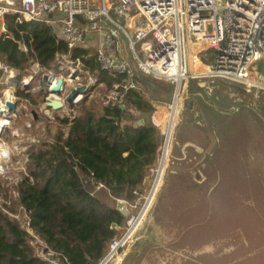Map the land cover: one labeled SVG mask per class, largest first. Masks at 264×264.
Returning a JSON list of instances; mask_svg holds the SVG:
<instances>
[{"label":"built area","instance_id":"built-area-1","mask_svg":"<svg viewBox=\"0 0 264 264\" xmlns=\"http://www.w3.org/2000/svg\"><path fill=\"white\" fill-rule=\"evenodd\" d=\"M216 1L101 0L97 6L92 0H0V21L10 13L16 15L18 22L56 24L59 37L68 50L57 53L48 68L35 62V69L29 75L16 73L15 69L0 62V69L8 72L11 81L19 76L16 80L25 94L36 88L46 92L42 105L34 108L18 99L14 88L1 90L0 82V209L18 220L21 227L37 239L30 228L28 214L19 203L18 186L28 175L21 170L19 174L22 175L13 180L8 176L7 162L15 156L28 163L31 151H36L43 141H53L46 136L41 114L51 119L50 113H59V121H66L70 126L77 116L76 107L84 99L91 98L99 79L98 71L91 70L80 57L73 58L70 50L84 46L92 35L98 41L94 53L97 67L112 76L123 77L121 83L113 84L115 95H108L103 100L104 106L121 98L123 89L134 88L145 93L144 76L168 81L175 87L173 100L168 105L167 117L169 113L171 117L161 130L157 162L148 169L146 185L152 177L150 189L141 197L139 208L130 215L122 233L111 239L98 264H107L129 243L144 220L160 183L181 82L218 77L264 90V69L258 64L264 65V0H224L220 5ZM112 9L114 15H127L130 23L113 17ZM0 28V35L6 33L5 24ZM138 43L139 49L136 48ZM140 53H144L143 59ZM59 78L62 85L60 92L55 94L53 88ZM82 85L86 86V92L78 94L73 104L68 105L67 95ZM48 98L61 100L63 107L57 111L47 108ZM9 102L16 104V112L9 109ZM33 110L37 112V119ZM152 123L159 128L154 119ZM7 131L9 138H6Z\"/></svg>","mask_w":264,"mask_h":264},{"label":"rangeland","instance_id":"rangeland-1","mask_svg":"<svg viewBox=\"0 0 264 264\" xmlns=\"http://www.w3.org/2000/svg\"><path fill=\"white\" fill-rule=\"evenodd\" d=\"M113 11V17H122ZM2 24L6 26L5 18L0 27ZM90 51L94 55L95 47ZM139 56L143 59L144 53ZM258 64L263 70L264 65ZM34 69L30 61L24 71L16 73L29 75ZM144 78L157 82L159 91L162 89L160 96L142 84L145 97L155 104L144 119L152 123L154 118L159 125V145L175 87L151 76ZM7 83L1 90L14 88L18 99L31 107L42 105L46 92L36 88L28 93L33 100L25 99L17 95V90H22L16 78ZM114 89L98 79L91 98L73 107L76 115L83 106L103 107V100L115 95ZM166 90L168 95H164ZM58 114L50 113L51 119L40 115L47 138L68 133L69 125L60 122ZM173 117L151 206L132 240L107 264H264V90L218 77L186 79L179 86ZM7 163L8 176L13 180L22 175L21 170L29 177V162L13 156ZM151 182L152 177L138 199L131 200L112 198L103 185L85 184L110 205L125 203L128 212L117 229L119 235ZM2 192L6 194L4 189ZM31 244L38 256L50 261L47 255L54 253L46 249L45 242L37 237ZM51 262L59 264L55 259Z\"/></svg>","mask_w":264,"mask_h":264},{"label":"trees","instance_id":"trees-1","mask_svg":"<svg viewBox=\"0 0 264 264\" xmlns=\"http://www.w3.org/2000/svg\"><path fill=\"white\" fill-rule=\"evenodd\" d=\"M15 17L5 15L7 31L0 35L4 65L19 72L30 61L48 68L57 53L68 51L52 25L18 22ZM70 52L91 70L97 69L99 80L107 86L121 83V75L112 76L97 67L85 46ZM11 80L0 69L1 87ZM142 84L161 94L157 82L143 80ZM121 93V98L100 109L83 106L67 135L59 133L30 152L29 177L18 186L19 203L29 216L31 230L59 264H98L118 234L115 226L124 221L116 205L108 204L86 184H102L114 199H138L147 187L148 169L157 162L158 129L144 119L154 110V102L138 89ZM168 94L166 90L164 95ZM17 95L33 100L20 90ZM32 239L18 220L0 209V264H53L35 253Z\"/></svg>","mask_w":264,"mask_h":264},{"label":"water","instance_id":"water-1","mask_svg":"<svg viewBox=\"0 0 264 264\" xmlns=\"http://www.w3.org/2000/svg\"><path fill=\"white\" fill-rule=\"evenodd\" d=\"M140 76H141V74H140ZM142 78H143V80L148 82L147 79H145L144 77H142ZM16 79L18 80L19 76H17ZM61 85H62V79L59 78L57 80V85L53 88V93L58 94L60 92ZM86 90L87 89H86L85 85H82V86H79L75 89H72V91L67 95L65 102L68 105H72L74 99L78 96V94L85 93ZM46 101H47V103H46L47 108H52L55 111H57L63 107V102L59 99L48 98ZM8 107L10 110H13L14 112H16V104L15 103L9 102ZM154 107H155V104H154ZM32 113H33L35 119H37V117H38L37 112L35 110H33ZM141 122H142V120L138 121L139 124ZM147 182H148V177H145L144 183L147 184ZM116 208H118L124 215L127 214L128 210H127V207L123 201H117ZM49 259H50V261H53L55 259V255L50 254Z\"/></svg>","mask_w":264,"mask_h":264},{"label":"crops","instance_id":"crops-1","mask_svg":"<svg viewBox=\"0 0 264 264\" xmlns=\"http://www.w3.org/2000/svg\"><path fill=\"white\" fill-rule=\"evenodd\" d=\"M92 1L98 6L101 0H92ZM120 15L122 17L120 19H118L119 21H121V22H125L126 21L127 23H130V19H129V17L127 15H124V16L122 14H120ZM52 26H53L54 31L56 32V34L59 36L57 25L56 24H53ZM97 44H98L97 39L94 36L90 35L88 37L87 41L84 43V46H85V48H87L88 50H90L91 47H93V48L95 47V49H96Z\"/></svg>","mask_w":264,"mask_h":264},{"label":"bare ground","instance_id":"bare-ground-1","mask_svg":"<svg viewBox=\"0 0 264 264\" xmlns=\"http://www.w3.org/2000/svg\"><path fill=\"white\" fill-rule=\"evenodd\" d=\"M167 115H168V114H167ZM170 117H171V113H169V117L166 118V123H167V121H168L167 119H170ZM1 123H2V122L0 121V125H1Z\"/></svg>","mask_w":264,"mask_h":264}]
</instances>
